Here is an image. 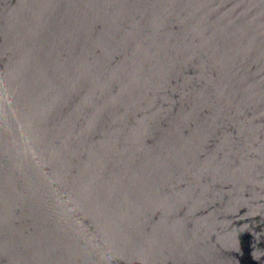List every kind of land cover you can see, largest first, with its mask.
Returning <instances> with one entry per match:
<instances>
[{"label":"water","instance_id":"obj_1","mask_svg":"<svg viewBox=\"0 0 264 264\" xmlns=\"http://www.w3.org/2000/svg\"><path fill=\"white\" fill-rule=\"evenodd\" d=\"M0 264H264V0H0Z\"/></svg>","mask_w":264,"mask_h":264}]
</instances>
